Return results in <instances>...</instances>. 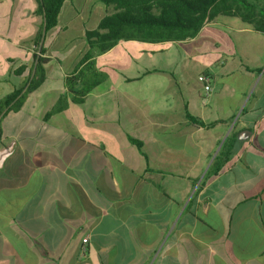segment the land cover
Listing matches in <instances>:
<instances>
[{"label":"crops","instance_id":"obj_1","mask_svg":"<svg viewBox=\"0 0 264 264\" xmlns=\"http://www.w3.org/2000/svg\"><path fill=\"white\" fill-rule=\"evenodd\" d=\"M38 6L0 0V100L46 59L43 83L1 121L53 126L37 143L0 127V264H264V34L219 15L183 41H120L95 57L107 79L73 104L65 79L111 9L66 0L44 32Z\"/></svg>","mask_w":264,"mask_h":264},{"label":"trees","instance_id":"obj_2","mask_svg":"<svg viewBox=\"0 0 264 264\" xmlns=\"http://www.w3.org/2000/svg\"><path fill=\"white\" fill-rule=\"evenodd\" d=\"M66 0H38V13L44 18L43 31L54 28L62 4ZM111 9L98 23L97 28L85 34L88 52L75 72L65 79L69 101L81 104L85 97L107 76L95 64V57L109 51L120 41L163 43L183 41L197 35L203 24L219 15L234 16L264 34V0H99ZM46 59L37 58L34 77L22 90L0 100V121L9 111L20 108L23 97L37 89L44 81ZM63 96L53 110L65 107ZM50 115V114H48ZM199 125L203 123L199 122ZM208 126V125H207ZM137 148L141 144L130 139ZM232 140V141H231ZM235 135L228 138L207 171L205 178L217 176L231 155Z\"/></svg>","mask_w":264,"mask_h":264},{"label":"rangeland","instance_id":"obj_3","mask_svg":"<svg viewBox=\"0 0 264 264\" xmlns=\"http://www.w3.org/2000/svg\"><path fill=\"white\" fill-rule=\"evenodd\" d=\"M58 59L62 56L55 55ZM141 68L142 70L149 69L153 67V55L147 57L142 55L141 58ZM0 127L9 136H14L16 139L24 143H37L38 138L44 134V132H49L52 130L53 126L47 125L45 123H40L36 119H30L24 114L11 115L4 118L0 122ZM55 145L58 144L59 139L64 140V135L55 136ZM67 142H70L69 136L65 137ZM57 141V142H56ZM57 143V144H56Z\"/></svg>","mask_w":264,"mask_h":264},{"label":"built area","instance_id":"obj_4","mask_svg":"<svg viewBox=\"0 0 264 264\" xmlns=\"http://www.w3.org/2000/svg\"><path fill=\"white\" fill-rule=\"evenodd\" d=\"M199 80L203 85V89H204L205 94L208 95L211 92V86H210L211 79H210V77L208 75H202V76H200ZM86 242H87V239H84L83 244H85Z\"/></svg>","mask_w":264,"mask_h":264},{"label":"water","instance_id":"obj_5","mask_svg":"<svg viewBox=\"0 0 264 264\" xmlns=\"http://www.w3.org/2000/svg\"><path fill=\"white\" fill-rule=\"evenodd\" d=\"M249 136V133H243L242 135L239 136V139H244Z\"/></svg>","mask_w":264,"mask_h":264}]
</instances>
